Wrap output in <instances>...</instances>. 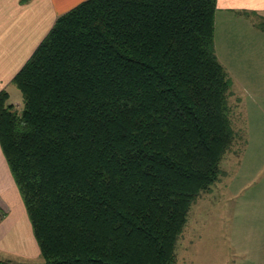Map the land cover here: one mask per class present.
I'll return each instance as SVG.
<instances>
[{"label":"trees","instance_id":"1","mask_svg":"<svg viewBox=\"0 0 264 264\" xmlns=\"http://www.w3.org/2000/svg\"><path fill=\"white\" fill-rule=\"evenodd\" d=\"M216 10L83 1L13 78L22 109L0 92V144L41 264L176 263L190 209L237 138Z\"/></svg>","mask_w":264,"mask_h":264},{"label":"rangeland","instance_id":"2","mask_svg":"<svg viewBox=\"0 0 264 264\" xmlns=\"http://www.w3.org/2000/svg\"><path fill=\"white\" fill-rule=\"evenodd\" d=\"M226 52L221 58L233 80L230 106L237 138L221 162L219 180L190 209L176 264H187L191 254L198 256L195 264H227L232 254L240 255L238 264H264V57L252 56L251 62L240 51ZM7 90L9 102L22 109V91L14 82ZM0 257L23 260L3 250Z\"/></svg>","mask_w":264,"mask_h":264},{"label":"crops","instance_id":"3","mask_svg":"<svg viewBox=\"0 0 264 264\" xmlns=\"http://www.w3.org/2000/svg\"><path fill=\"white\" fill-rule=\"evenodd\" d=\"M83 1L86 0H0V92L7 90L57 18ZM260 18H264V0H217L215 48L223 65L221 53L225 56L226 51H240L249 60L252 56L264 57V28L257 20ZM0 213V250L23 260H39L29 264H41L31 221L1 144ZM231 256L226 263L238 264L240 255ZM197 258L191 254L185 261L195 264ZM23 260L13 262L0 257V264H20Z\"/></svg>","mask_w":264,"mask_h":264}]
</instances>
